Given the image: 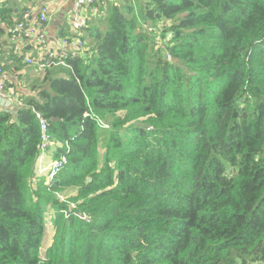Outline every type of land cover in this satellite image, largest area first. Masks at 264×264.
I'll return each mask as SVG.
<instances>
[{
  "label": "trees",
  "instance_id": "obj_1",
  "mask_svg": "<svg viewBox=\"0 0 264 264\" xmlns=\"http://www.w3.org/2000/svg\"><path fill=\"white\" fill-rule=\"evenodd\" d=\"M91 7L68 77L0 109V264L264 262V0ZM28 9L0 5V36ZM37 113L67 163L32 190Z\"/></svg>",
  "mask_w": 264,
  "mask_h": 264
},
{
  "label": "crops",
  "instance_id": "obj_2",
  "mask_svg": "<svg viewBox=\"0 0 264 264\" xmlns=\"http://www.w3.org/2000/svg\"><path fill=\"white\" fill-rule=\"evenodd\" d=\"M109 1L117 2V0ZM5 3L11 6L15 12H17V10L22 11L26 6L29 7L27 11L21 14L23 19L26 20L27 27L36 25V18L38 17L39 10L43 7L47 8L49 18L47 24L44 26L43 39L41 42H36L31 46L29 42L25 44L22 40H10L9 26L8 28H4V34L0 36L3 45V51L0 53V70L6 78H2L0 75V84L3 83V91L0 92V97L9 100L11 106L9 108L0 107L1 110L23 106L25 98L36 94L35 90L41 86V82L47 72L51 78H67L69 73L66 65H57L42 69L41 64L48 53L57 52V49L61 47L60 43L62 41L66 40L71 42L73 41L72 36H79L72 28V21L75 17L86 18L87 20L90 17L93 18V16L97 14V11L91 7V4H89L87 0H0V5ZM26 13L28 14L27 19L24 18V14ZM15 17L16 16L12 18L14 24L17 20ZM159 25H162V23ZM79 32L82 37V30L79 29ZM82 40V49L77 56L84 55L88 50L87 42L84 39ZM16 46L17 53L14 50ZM27 58L32 60L31 64H26L25 60ZM6 95L8 97H6ZM62 147L63 146L55 143L53 139L51 142L48 141L43 147L41 138L39 157L35 164V176L30 180V187L32 190L36 189L38 182L41 180H44L45 185H47L58 175L56 174L52 177L50 170L55 161L66 158L65 155L60 154ZM75 194L76 190L70 189L57 195L59 199L61 197L66 199ZM48 214L51 217V221H53L54 212L51 208L47 211V215ZM39 250L40 257L43 258L47 248L43 250V254L42 246Z\"/></svg>",
  "mask_w": 264,
  "mask_h": 264
},
{
  "label": "built area",
  "instance_id": "obj_3",
  "mask_svg": "<svg viewBox=\"0 0 264 264\" xmlns=\"http://www.w3.org/2000/svg\"><path fill=\"white\" fill-rule=\"evenodd\" d=\"M96 0H87L89 4H92ZM41 13L39 19L36 22L35 26H30L27 28L23 33L20 34V31L22 29V24H15V26L10 29V40H22L23 43L27 44L28 42L30 43L29 45H33L36 42H41L43 39V30L44 26L48 22V11L46 7H43L39 10V14ZM24 18H28V14H24ZM87 24L86 18H80V17H75L72 21V28L75 30L74 32L78 34L79 36H72L73 41L68 42L66 40L62 41L60 43L61 47L57 49V52L54 53H48L45 58L43 63L41 64V68H46V67H52V66H57V65H65L64 60L69 58V57H76L79 55L81 49H82V42L83 41L79 32V29L82 30L83 27ZM144 29L147 34L152 35L154 38V32L155 28H153L152 25H145ZM16 33H19L16 35ZM15 52L17 53V46L14 48ZM3 51V46L0 43V53ZM166 59L170 60V55H166ZM26 64H31L32 60L30 58H27L25 60ZM0 75L2 78H6L5 75L1 72L0 70ZM3 91V83L0 84V92ZM6 97H8L6 95ZM37 118L39 119L40 122V129L42 132V146L44 147L48 141L49 137L46 134V123L45 121L41 118L39 114H37ZM67 163L66 158H62L61 160L55 161L52 166H51V176L53 177L56 174H59L61 171L62 167ZM62 198V197H61ZM74 206H71L70 209H73ZM79 218L82 220H87V216L85 215H79ZM44 222L45 226L51 222V217L47 213L45 214L44 217ZM264 264V262L260 263Z\"/></svg>",
  "mask_w": 264,
  "mask_h": 264
},
{
  "label": "rangeland",
  "instance_id": "obj_4",
  "mask_svg": "<svg viewBox=\"0 0 264 264\" xmlns=\"http://www.w3.org/2000/svg\"><path fill=\"white\" fill-rule=\"evenodd\" d=\"M60 70H64V69H60ZM45 230L46 233L42 244V254H43V250L51 244L52 235H53V227L51 222L45 226Z\"/></svg>",
  "mask_w": 264,
  "mask_h": 264
},
{
  "label": "water",
  "instance_id": "obj_5",
  "mask_svg": "<svg viewBox=\"0 0 264 264\" xmlns=\"http://www.w3.org/2000/svg\"><path fill=\"white\" fill-rule=\"evenodd\" d=\"M10 106H11V102L9 100L0 97V107L9 108Z\"/></svg>",
  "mask_w": 264,
  "mask_h": 264
}]
</instances>
